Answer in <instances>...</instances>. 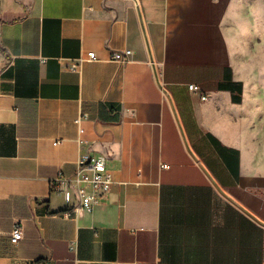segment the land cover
<instances>
[{
	"label": "crops",
	"instance_id": "obj_1",
	"mask_svg": "<svg viewBox=\"0 0 264 264\" xmlns=\"http://www.w3.org/2000/svg\"><path fill=\"white\" fill-rule=\"evenodd\" d=\"M154 64L192 150L264 221V0H0V264H264V225L190 154ZM83 153L115 181L67 214L51 180Z\"/></svg>",
	"mask_w": 264,
	"mask_h": 264
},
{
	"label": "built area",
	"instance_id": "obj_2",
	"mask_svg": "<svg viewBox=\"0 0 264 264\" xmlns=\"http://www.w3.org/2000/svg\"><path fill=\"white\" fill-rule=\"evenodd\" d=\"M134 51L131 48L115 50L112 58L116 61H131ZM89 60H96L95 51L87 53ZM79 64L73 66L78 68ZM188 89L193 93H201L202 88L196 83H189ZM206 99V95L201 96ZM165 168L170 167L168 164ZM114 175L109 168V160L105 154L83 153L77 160V168L73 173L59 170L51 180L52 192L63 195L67 203V214L79 215L83 212H93L95 208L105 203L114 184ZM24 236L23 227L16 223L11 231L9 240L17 245Z\"/></svg>",
	"mask_w": 264,
	"mask_h": 264
},
{
	"label": "water",
	"instance_id": "obj_3",
	"mask_svg": "<svg viewBox=\"0 0 264 264\" xmlns=\"http://www.w3.org/2000/svg\"><path fill=\"white\" fill-rule=\"evenodd\" d=\"M137 8H138V12H139V15H140V19H141V22H142V27H143V30H144V33H145V37H146V42H147V45H148V49H149V52H150V59L152 62H154V59H153V56H152V53H151V50H150V45H149V42H148V39H147V35H146V31H145V26H144V21H143V18H142V13H141V10H140V7L139 5L137 4ZM154 72H155V76H156V80H157V83L158 85L164 90L166 96L168 97L169 101H170V104L172 106V109L174 111V114L176 116V119L178 121V124H179V127H180V130H181V133H182V136L184 138V141H185V144L190 152V154L193 156V158L198 162V164L201 166V168L205 171V173L207 174V176L209 177V179L212 181V183L214 184V186L217 188V190L223 195L225 196L227 199H229L231 202H233L234 204H236L237 206H239L244 212H246L247 214H249L252 218H254L257 222H259L260 224L264 225V221L261 220L259 217H257L255 214H253L250 210H248L245 206H243L239 201H237L232 195H230L226 190H224V188H222V186L217 182V180L213 177V175L210 173V171L206 168V166L203 164V162L199 159V157L196 155V153L192 150L190 144H189V141L187 139V136H186V133L184 131V128H183V125L180 121V118H179V115H178V112H177V109H176V106L174 104V101H173V98L170 94V92L163 86L160 78H159V74H158V71L156 69V66L154 64Z\"/></svg>",
	"mask_w": 264,
	"mask_h": 264
}]
</instances>
